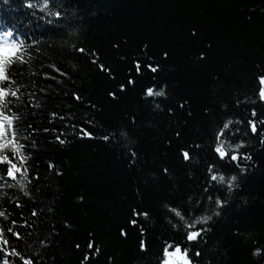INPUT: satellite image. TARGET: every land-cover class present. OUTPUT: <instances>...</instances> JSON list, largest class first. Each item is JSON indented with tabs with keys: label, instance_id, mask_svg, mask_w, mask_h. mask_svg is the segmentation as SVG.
<instances>
[{
	"label": "trees",
	"instance_id": "16d2710c",
	"mask_svg": "<svg viewBox=\"0 0 264 264\" xmlns=\"http://www.w3.org/2000/svg\"><path fill=\"white\" fill-rule=\"evenodd\" d=\"M29 2L32 8L25 0H0V34L13 30L14 55L21 58L9 67L16 74L12 89H20L19 114L37 129L23 131L28 139L20 141L26 145L21 151L32 156L25 165L31 183L0 180V211L8 216L0 224L11 245L25 247L7 232L15 220L34 264H159L164 244L173 241L189 250L192 264H264V101L258 81L264 75V0H52L48 8L46 0ZM81 47L85 53L77 51ZM91 52L111 74L91 62ZM147 57L159 63L157 73L143 68ZM129 79L136 84L128 85ZM121 84L126 91H119ZM165 85L166 97L145 96L148 87ZM88 120L97 138L79 139L77 130ZM46 126L54 130L44 132ZM124 131L127 137L100 138ZM61 132L65 144L55 139ZM216 147L225 156L240 155L247 172L232 161L222 168ZM245 153L252 159L244 160ZM213 164L215 188L206 174ZM231 175L238 179L229 209L205 224L203 216L212 214L211 207L199 211L205 187L223 195ZM170 208L189 222L200 219L209 229L204 238L189 243L188 229ZM133 209L149 216L133 226ZM89 241L99 255L87 248ZM141 241L148 251L141 252ZM257 246L260 256L253 255ZM85 255L91 259L84 261Z\"/></svg>",
	"mask_w": 264,
	"mask_h": 264
},
{
	"label": "snow or ice",
	"instance_id": "6c2138e0",
	"mask_svg": "<svg viewBox=\"0 0 264 264\" xmlns=\"http://www.w3.org/2000/svg\"><path fill=\"white\" fill-rule=\"evenodd\" d=\"M52 0H46L44 3V8H48ZM26 7L32 8V3L29 2V0H25ZM52 15V13H49ZM55 16L57 18L61 17V12L57 11L55 12ZM51 23V22H50ZM193 35H195V32H193ZM11 38V39H10ZM23 40L20 41L21 44H23ZM17 43L16 39L14 38V32L13 30H8L7 32H4L0 34V180L7 181H19L21 184L27 182L31 183V180L28 179L30 172L29 169L25 168V165L28 164L29 161L32 160V156L26 155L22 149L26 148V145L23 143H20L21 140L28 139V137H25L23 135V131L25 130H31L32 132L37 131L36 128H33L32 123L24 120L20 113V109L18 106V102L20 100V89L16 88L15 90L12 89V85L16 83V74L15 73H9V67L12 64L14 60L21 59L18 54L14 55V53H17ZM118 47V46H117ZM147 45L144 46L145 52L147 51ZM77 51L80 53H85V48L81 47L78 48ZM90 55L93 57L91 62L93 64H97L98 68L102 72H106L108 74L112 73V68L105 67L104 63H98L99 57L98 54L95 52H91ZM164 58H167L168 53H163ZM200 59H204L205 56L203 53L200 54ZM148 63L143 65V68H146L149 72L155 74L160 70L159 63H154L152 57H147ZM134 66L137 75L142 74V66H141V59H136L134 61ZM57 71H60L59 69H56ZM64 74V73H62ZM114 78V77H113ZM259 85H260V98L262 101H264V75H261L258 77ZM136 80L129 79L128 85H135ZM127 89V85L121 84L119 87L120 92H124ZM166 85L162 86L160 90H156L155 86L148 87L145 92V96L148 98L151 97H166ZM74 99L76 101H80L82 98L79 94L73 93ZM109 96L112 99L117 98L116 92H109ZM184 105L181 104L180 107H183ZM237 106H239V102H237ZM32 107L39 108V104H34ZM94 107V105H92ZM156 107L159 108L160 104H156ZM171 111V110H170ZM51 116L53 120H55L58 116L57 112H52ZM251 116L254 118L257 116L256 109L251 110ZM59 119L63 121L65 117L59 116ZM136 118L133 116L131 118V123H135ZM249 125L251 126V131L253 134H256L258 129L256 126L255 119H250L248 121ZM261 124H264V120L260 121ZM92 124L91 120H88L85 124L81 125L77 130V135L79 139H96V132L97 129L89 130V126ZM232 124V121L229 120L226 123L223 124V128L227 129L229 125ZM72 127H76L75 124L72 125ZM54 129H51L49 127H44V132H50ZM224 131H220L215 134L214 136V142H218L221 137L224 136ZM117 135L127 137L128 133L127 131L124 132H108L102 135L100 138L108 142L112 139H114ZM63 133L61 132L60 135H57L55 137L56 141L60 144H65L67 141L65 139H62ZM177 136H179V133H177ZM264 143V141H261ZM242 143L238 144L237 147H242ZM31 147H35V139L31 140ZM196 147H199V145H196ZM231 147V145H229ZM132 157V163L135 164L137 153L136 151H131L130 153ZM182 157L185 160L190 159V155L188 151H183L181 153ZM214 156L216 158V161L221 164V167H224V163L226 161H232L233 166L235 168H238L242 172H247V168L240 164L241 156L240 155H229L225 156L224 152L219 148L216 147L214 149ZM244 160H251V155L245 153L243 156ZM34 163V161H33ZM49 169H52L55 167L54 164L49 163L47 165ZM215 167V164L209 165L206 169V174H208V178L210 179L212 183V188L216 187V184L214 183L217 180V177L215 175H210L212 168ZM165 173H167V169H163ZM57 175H63V173L57 172ZM33 179L39 180L40 176L38 173H35L32 176ZM232 183H228L225 189V192L223 195L219 194L218 192L212 191V188L205 187L204 191L207 193L205 196V199L200 202L199 211L204 212L209 207L212 209L211 215H204L203 221L205 224L207 222L212 221L213 217L220 218L223 215H225L226 211L229 209L231 205V193L233 191V183L237 181L238 177L237 175H231L230 177ZM220 180H224V176L220 177ZM14 186V185H9ZM238 186V185H237ZM81 200H83V197H80ZM15 208L20 209L23 207L21 204H15ZM170 211L172 213H175L177 217L180 218L181 221H183V226L188 229L186 231V239L189 243L197 242L199 240H202L205 236V233L209 231L207 227L201 226V220L200 219H192V222H189V220L185 219V216L177 210V208H170ZM31 214L33 216H36L37 213L33 209L31 210ZM132 215L134 219L130 221V223L133 226H136L139 223L140 217L147 218L149 216V213L147 211H138L136 209L132 210ZM0 218H3L4 220L8 219V216L5 214L4 211H0ZM13 227H7V232L14 238V240L17 243H24V248H17L11 245L10 240L5 236V225L0 224V264H15V262L11 259V257L17 258L21 264H34V259L28 252V246L27 242L25 240V237L21 235L19 231L14 230V227L16 225V221L12 220ZM70 226V225H68ZM173 227H177L176 225H173ZM195 229V230H192ZM127 230H122L121 235L127 236ZM77 249L80 248V245H76ZM140 250L141 252L148 251V246L145 241L140 242ZM87 248L91 251L93 248H95V254L99 255L100 249L98 247H95L94 241H89L87 244ZM261 247L257 246L255 251L253 252L254 256H260L261 255ZM195 256L199 257L201 253L199 251H196L194 253ZM162 259L160 260L159 264H192V260L189 255V250L182 245L179 242L173 241V242H167L164 244L162 249ZM84 261H88L91 259L90 256L85 255Z\"/></svg>",
	"mask_w": 264,
	"mask_h": 264
}]
</instances>
